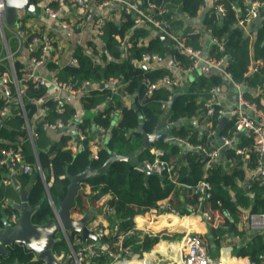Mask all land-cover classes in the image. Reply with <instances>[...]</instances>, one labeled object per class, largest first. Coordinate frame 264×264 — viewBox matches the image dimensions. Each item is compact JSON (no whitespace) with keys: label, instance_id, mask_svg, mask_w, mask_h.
Masks as SVG:
<instances>
[{"label":"built area","instance_id":"obj_1","mask_svg":"<svg viewBox=\"0 0 264 264\" xmlns=\"http://www.w3.org/2000/svg\"><path fill=\"white\" fill-rule=\"evenodd\" d=\"M43 1V0H41ZM215 2V15L218 21L226 15V7L219 0ZM118 8L127 15H132L135 25L150 26L157 34H163L176 54L185 56L188 60L185 63L176 54H171L172 62L165 64L166 57L160 53H143L138 61L139 65L150 66L152 69H169L168 73L157 76L154 79H145L147 95L160 87H165L172 92L182 85L183 74L205 69L211 75L219 76L223 83L213 85L206 96L199 97L201 105L196 109L193 117L188 114L179 116L176 120H167V134L157 133L155 140L163 139L165 142H174L182 145L187 150L197 152L203 157L200 177L193 181H182L174 170V163L163 158L162 148L152 146L150 148L153 159L145 158L132 165V168L141 173H154L159 176L169 175L173 183L183 188L195 199L187 204L188 213L182 214L171 200L161 199L157 202L154 212L175 214L185 217L189 214H198L204 220L212 222L214 226L224 223L225 215L229 212H220L214 215L210 204L213 197V184L209 179V169L217 164L226 161L230 166L234 165V158L230 156L224 161L222 148L226 152L230 150L242 158V162L248 165L251 155H254L253 166L249 173L250 185L259 181L264 186V59H253L244 72L238 78L231 70V59L226 53V39L213 34L211 28L204 27L203 30L210 36L209 45L217 46V54L211 53V48H195L188 44L183 30L175 26L178 20L177 14L171 11L168 0H50L43 5L42 17H47L57 26L58 31L76 32L87 26H91L96 38L102 42L108 21L113 20L114 10ZM264 12V0H243V9L239 13L238 25L243 27L244 33L252 22L258 19ZM34 15H38L37 11ZM184 17H187L183 15ZM35 17V16H34ZM37 17L31 18L26 14H19L13 27H9L6 21V4L0 0V122L17 114L23 117L21 128L26 132L27 138L32 144L38 137L36 131L37 123H42L49 133L67 134L69 122L62 114L66 111L69 96H80L85 98L87 92L96 88L95 83L90 80L62 76V69L66 65H78L79 60L74 54L69 60L64 61L66 55V43L58 35L52 34L45 27L39 26ZM200 27H194L188 34H199ZM245 36L254 38L251 32ZM119 38V47L124 55L131 53L133 43L128 36ZM94 42V41H93ZM98 42L82 47V52L95 57L99 56L102 49ZM76 50V47H75ZM101 63H103L100 60ZM262 77V81L253 85L252 80ZM252 77V79H250ZM105 87L111 93L106 96L105 103L113 101L114 94H127L126 83L123 77H111L105 82ZM45 88V94L35 100L38 105L36 113L29 117V109L26 107L25 98L31 88ZM98 88V87H97ZM173 95L162 101L161 108L169 109ZM47 101H51V106ZM136 106V105H135ZM98 108V107H97ZM55 112L58 116L51 120L47 116ZM104 118L113 120L116 114L122 113V108L111 103V110L107 111V105L101 109ZM140 119L147 120L142 110H139ZM72 119L77 120L76 113ZM190 119L200 120L201 130L206 134L205 142H192L188 137L173 135L169 132L171 127L181 126ZM171 126V127H170ZM226 132L221 133L222 130ZM95 134L89 135L87 128L77 125L74 132V139L69 140L67 149L75 153L90 150V158L98 159L99 150L105 141H108L110 131L103 124L95 125ZM245 135L250 140L249 144H242L241 137ZM23 141L22 138H20ZM16 146L0 147V166L7 165V175L3 176V184L11 186L13 181L11 173L20 170L24 174H32L34 167L26 160L20 142H14ZM93 147V148H92ZM225 152V155H226ZM241 166V163H239ZM38 173L44 181L46 193L50 194L43 169L38 165ZM10 201L6 199L5 205ZM51 206L53 203L49 201ZM10 204L17 206L18 202L10 201ZM102 215L105 219H114L116 214L115 206L104 204L101 206ZM18 213H12L9 220L16 223ZM221 221L222 222H216ZM248 223L252 231L264 232V212H254L248 217ZM88 229L94 232L97 241L84 239L80 233L69 232L61 229L64 234V241L68 249L54 250L55 256L66 264H97L106 256L109 264H254L245 256L229 255L226 247L220 249L217 256L210 254L209 246L202 233L185 232L181 239L182 252L177 260L152 261L148 258L139 260L123 259L119 261V248L129 235L136 231H123L121 222L115 221L112 228L108 224L94 221ZM178 232L179 229L169 230ZM259 264H264V253L259 256Z\"/></svg>","mask_w":264,"mask_h":264},{"label":"trees","instance_id":"obj_2","mask_svg":"<svg viewBox=\"0 0 264 264\" xmlns=\"http://www.w3.org/2000/svg\"><path fill=\"white\" fill-rule=\"evenodd\" d=\"M31 1L36 5L41 3V0ZM170 1L178 6V12L180 14H188L187 18L189 20L197 18L201 5L205 3V0ZM219 1L225 5L226 15L221 21H218L215 15V8H213V10L205 14L202 22L206 27L211 28L213 34L226 39V53L229 54L231 59L230 70L240 78L243 76L253 59H264V24L257 29L254 38L245 36L243 27H240V25L237 24L239 12L234 7L233 1ZM29 15L30 14L27 13V16ZM184 18V16L178 18L177 24L179 26L186 24ZM193 28L194 27L191 24H187V27L184 30L186 41L195 48H202L203 34H188ZM126 34H129L130 40L135 46L131 55L124 56L125 58H123L124 53L119 47V41L117 40L116 35L124 36ZM102 41L106 48L101 55L104 64L96 63L91 56L83 54L82 47L78 46L74 54L77 56L79 64L75 66L66 65L62 69V76L88 79L95 83L96 88L90 89L88 95L84 99V105L86 108L95 107L103 98L105 99L106 96L111 93L109 88L102 86V83L111 77L122 76L123 82L126 83L125 89L135 93V107L123 106L121 103V96L118 94L112 96L115 104L122 108V118L120 122L111 129L110 141L107 146L99 150L98 159H90V152L88 150L74 155L69 149L64 148L68 144L71 135L63 134L59 138L54 139L49 135L42 123H37L36 131L38 137L34 140V144H32L30 139L27 138L25 131L21 128L23 117L17 114L11 115L7 118L0 129V147L16 146L14 142H20L26 160L34 167L32 175L36 176V180L29 193V202L31 204L37 203L46 192L44 181L38 173V165L45 172L46 181L52 198L55 201L57 199H63L67 193L69 184L67 172L76 174L79 171L84 170L90 163L93 167L101 166L108 158L109 150L126 154L138 148L143 141L144 133L151 132L161 119L162 101L168 99L170 95L174 94L171 90L165 87L155 89L151 95H147L146 93V78L154 79L169 71L167 69L150 71L149 69L142 68L138 63L141 55L147 52H156L165 55L167 50L176 54L171 45H166L165 40L160 38L158 34L153 33L152 28L147 25H135L133 16L127 15L123 12L117 21L111 20L107 23V28L105 34L102 36ZM210 48L211 53L216 55L218 50L217 46L211 45ZM176 55L185 63L188 62L185 56L181 54ZM217 55L219 56V54ZM250 79H252V77H250ZM262 79V77H256V79L252 80L253 85L262 81ZM222 83V79L217 75L207 77L203 74L199 75L195 81L186 83L185 87L179 91L180 93L174 102L172 118L177 119L181 115H186L187 113L191 114L195 107L201 105L197 98L206 96L211 86ZM45 90V88L34 87H31L28 90L25 104L29 109V117H32V115L37 112L39 104H37L35 100L41 98V96L45 94ZM47 102L53 106L51 101ZM109 110H111V106L107 108V111ZM139 110L143 111L147 120L142 122L139 116ZM75 112V107L68 104L66 111L62 116L68 121ZM57 116L58 114L51 112L47 117L53 120ZM94 120L106 125L110 124L109 120L103 118L101 114L95 116ZM89 121L88 118L84 119L82 125L88 126ZM223 132H226V130L224 129L221 131V133ZM170 133L174 136L180 135L181 137H188L194 143L205 142L207 139L206 134L202 135L197 132H189L187 129H171ZM197 137H200V140H197ZM20 138H22L23 141H21ZM247 140H249L248 137L242 135V143H247ZM155 146L162 148L168 155L176 158L174 160L176 168L177 164L179 165L180 162H183V164L186 165L181 178L183 181L193 182L200 177L199 165L204 161L200 154L197 152H188L186 159L183 160L182 156L178 155L179 147L173 143L164 142L163 139H160L155 143ZM228 155L233 156L234 165L231 167H224L223 164H217L209 169V179L213 184V197L211 203L214 202L216 205L214 207H217L221 212H223L225 208L229 209L235 219H237L238 207H251L253 212H264L263 186L260 185L259 181H256L252 186L255 196L250 198L246 191L237 184L235 178L236 174H241V171L237 170V166H235L241 161L240 156L235 155L230 151ZM145 158H152V155L146 152L139 157V160ZM195 159L197 161L194 163L192 160ZM7 172V165L0 166V180L2 176L7 175ZM18 178L21 185L25 187L30 183L32 176L29 174H19ZM85 184L91 185L93 192L86 194L80 189L75 198V204L73 207L75 213H86L89 208L88 206L90 205L89 203H91V206H94L95 201L100 196L107 192H112L117 199L114 202L117 213L114 219H120L122 230L131 226L130 223L132 222V224L138 228H149L153 231L165 229L173 230L178 227H180V229H193L192 227L184 226L183 224L172 226L173 216L171 215L160 214L156 216L151 213L143 212L148 211L151 208H156L159 199L165 198L172 191H175L176 187L167 175H163L162 177L156 174L146 175V173L138 172L132 168L129 162L122 161L114 162L109 167L106 174L90 178L85 181ZM229 189L233 190L234 197L230 194ZM11 198L18 199V192L12 186H0V208L6 199ZM193 202H196L195 199H193ZM182 211H185L184 207H182ZM51 216H53V208L46 199L34 214L33 221L35 223H43ZM141 217H145L148 222L140 220ZM194 231L195 230L193 229L192 232ZM139 238L140 237L137 234L133 236L129 235L123 242L122 246H129L134 253H140L141 255L150 254L142 249L141 244L137 242L131 243ZM156 240H158L157 236H144L143 245L145 249H150L153 242ZM206 244L209 246L208 242H206ZM173 247H175V244H173ZM60 249H67L64 240H60L54 245V250ZM160 250L167 252L171 251L165 243L161 244ZM263 251L264 235L255 236L252 242L247 243L240 249L241 254L249 255L254 262L258 261V256ZM4 257L1 260L3 264L14 262L15 259H19V261L24 264H43V261L34 258V253L32 251L26 249L20 244L10 246L8 248L7 258ZM133 261H135V259ZM109 262V258L104 256L97 264H109Z\"/></svg>","mask_w":264,"mask_h":264},{"label":"crops","instance_id":"obj_3","mask_svg":"<svg viewBox=\"0 0 264 264\" xmlns=\"http://www.w3.org/2000/svg\"><path fill=\"white\" fill-rule=\"evenodd\" d=\"M49 1L50 0H43V1H41V3L39 5H36V11H37L38 15H34V13H28L27 11H24V10H22L19 14H23V15L26 14L27 15V13H28V14H30L29 17L31 16V18L37 17L38 19H37L36 22L39 24V26L45 27V29L49 30L52 34H58L65 41V43H66L67 46H66V55L63 58L64 61L69 60V57L75 51V47L77 48L78 46H82L83 47V46H86L88 44H94V42H98L97 45L100 46V48L102 49V52L106 50V48L103 45V41L100 42V40L96 38L95 32L93 31V29H92L91 26H87L86 28H84V29H82L80 31H76V32L58 31L57 26L55 24H53L46 16L45 17H42V14H41L42 13L43 5L47 4ZM168 1L170 2L171 8L172 9L173 8L176 9V11L174 13L177 14V17L178 18L180 16H183V15H185V16L188 15L186 13L180 14L178 12V6L177 5H174L173 3H171L170 0H168ZM232 1H233V4H234V7L240 13L242 11V9H243V0H231V2ZM213 8H215V2H214V0H205V3H203L201 5L200 9H199V13H198L197 18H195L193 20H189L187 17H185L184 20L186 21L185 22L186 24H183L182 26H179L177 24V21L175 23V26L177 28H179L180 31L183 30V33H184V30L187 27V24H191L193 27H200L201 26V32L200 33H202L203 36H204L202 38V42H203L202 48L208 49V50H209V47H210V45H209L210 36L202 28V27H204V26H202V25H204L203 22H202L203 21L202 19L204 18L205 14H207L209 11L213 10ZM121 13H123V11L120 10V9H118V8H116L114 10L113 21H117L121 17ZM263 22H264V12H263V14L258 19H256L254 22H252L251 26H248L246 28L245 34L247 35V33L249 34L251 32L252 35H253V33L255 35L257 29L260 28L264 24ZM152 30H153V33L154 34H157V32L153 28H152ZM125 36H128L130 38L129 34H126L124 36L116 35V38L118 40L119 38H126ZM165 42H166V45H170L167 41H165ZM134 46L135 45L133 43V47L131 48V53H132V50H133ZM102 52L100 54H98L99 56H97V57H96L97 53H95L96 54L95 57H92L91 55H89V56H91L93 58V60H95L96 63L104 64V61L101 58ZM131 53L129 55H124L123 54V58H125L124 56H130ZM171 54H172V52H170V50H167L166 51V54L164 55L166 57L165 64H170L172 62ZM100 60L103 63H101ZM144 69H149L150 71L161 70V69L151 70L152 68L150 66H147ZM163 69H165V68H163ZM167 70L170 71L169 69H167ZM201 74H203V75H205L207 77H210V75L205 71V69H200L198 71H193V72H190L188 74H183V76H182V85L179 88L175 89V91H173V93H174L173 94V97L176 96V95L177 96L179 95V93H180L179 91L182 88L185 87V84L186 83H190L192 81H195L198 78V76L201 75ZM211 76H213V75H211ZM86 80H88V79H86ZM129 92H130L129 95L124 94V93L118 94L119 96H121L120 97L121 98V103H122L123 106H131V107L134 106L135 107V105H136L135 104V93H132L130 90H129ZM87 95H88V92H87ZM173 97H172V99H173ZM84 99L85 98H81L80 96H76V95L75 96H69L68 97V104L69 105H73L75 107V109H76V112L75 113H76L77 118H78L77 120H74L71 117V119L68 120L69 126H70V124L72 122H76V127L79 124L82 125L83 120L86 119V118H88L90 120L89 121V125L88 126L82 125V126L85 127V128H87V132H88L89 135H93L96 132V130H95V125L96 124H103V125H105L107 128H109L110 135H109L108 141L107 142L105 141V144L102 145L101 148H103V147L107 146V144L109 143L110 138H111V129L120 122V120L122 118V113L121 114H119V113L116 114L114 116L113 120H110L108 118H105L106 120H109V123H110L109 125H106L104 123L96 122V120H94L95 119V116H97L98 114H101V116L103 117L102 112H101V109L102 108H105L106 105H107V108H108L109 106H111V103L114 104V105H116L115 102H114V100L111 103H107L106 104L105 101H104L106 98L105 99L103 98L95 107L86 108L85 105H84ZM197 99L199 100V97ZM170 103H171V101H170ZM118 107H120V106H118ZM169 108H170V106H169ZM197 108H199V106L198 107H195L193 109V111H192L191 114H188L187 113L188 116L189 117H193ZM161 110H162V108H161ZM166 111L162 110V117H161V119L164 117ZM172 113H173V107H172V110L170 111V114L168 116V118H170V121L176 120V119L172 118ZM168 118H167V120H168ZM5 120H3L2 123L0 122V125L1 124L4 125ZM76 127H75V129H76ZM171 128H172V130L187 129V130H189V132L191 131V132H197L198 134H202V135L204 134L202 132V130H201L200 120H196V119H190V121L183 123L181 126H174V127H171ZM170 130H169V132H170ZM67 132H68L67 134H70L71 135L70 139L73 140L74 139V136L73 135H74V132L75 131L74 132L67 131ZM25 134H26V132H25ZM49 135L52 138L57 139L61 135H63V133H52V134L49 133ZM143 138H144V135H143ZM197 140H200V137H197ZM157 141L158 140H154V142L151 145V147L154 146ZM170 143H173L174 145H176V146L179 147L178 155H181L182 158H183V160L186 159L188 152H192V151L187 150L185 147H183L182 145H180L178 143H174V142H170ZM249 143H250V140H247V143H242V144H249ZM64 148L67 149V145ZM150 148L147 149L144 153H146V152L149 153L150 155H152V158H150V159H153L154 155L151 154ZM87 150L90 152L89 149H87ZM70 151L74 155L75 154H78V153L73 152L72 150H70ZM229 151L230 150H228L226 152V150H225L226 155H225V153L224 154L222 153V154L224 156H226V158H229L230 157L228 155ZM224 156H223V159L225 161L226 158ZM163 158H165L166 160L172 161L173 163H174V160L176 159L174 156L171 157L170 155H168L166 151H164ZM240 158H241V156H240ZM253 159H254V155H251L250 162L248 163V165H245L244 164L245 162H242V158H241V161L239 162V163H241V166H239V164L238 165H235V166H237L236 169L241 171V174L238 173V174H236V177H235L236 178V181H237V184L246 191L247 195L250 198H253L255 196V192L252 189V186H253L254 183L252 185H250V183H251L250 180L251 179L249 178L250 170L252 169V167H254L253 166ZM138 161H141V160H138ZM192 161L195 163L197 160L195 159V160H192ZM237 163H238V161H237ZM202 164L200 163V165H199L200 174H201V170H202L201 169V167H202L201 165ZM132 165H131V167H132ZM223 166L224 167H231L230 164H229V162H227V161L225 163H223ZM174 167H175L174 170L178 174V178L180 180H182L181 179L182 178V173H183L184 167H186V165H184L183 162H180L179 165L177 164V168L178 169L176 168V164L175 163H174ZM19 174H24V173H22L20 170H15L14 172H12L11 173L12 181H13V176L15 175L16 179L20 182V180L18 178V175ZM148 174H154V173H146V175H148ZM29 175H31L32 178H33V176H35V175H32V174H29ZM164 175H167L169 177L168 173L167 174H164ZM162 176H160V177H162ZM169 179H170V177H169ZM2 180H3V176L1 177V180H0V186H6V185L3 184ZM171 182H172V180H171ZM173 184L176 187L175 191H172L167 197L162 198V199H167L168 198L169 200H171L172 204L176 208H178L180 210V212L182 214L188 213V211H187V209H188L187 208V204L190 203V202H193V198L183 188H181L180 186H178L175 183H173ZM47 185H48V183H47ZM263 188H264V186H263ZM81 189L86 194L93 192L92 191V186L89 185V184H85V183L82 184V188ZM229 190H230V194L234 197L233 190L232 189H229ZM47 200L49 201V199H47ZM115 200H117V199L113 195V193L112 192H107V193L103 194L102 196H100L95 201L94 206H91V203H89L90 205L88 206L89 208H88V211L87 212H89L90 210L93 209V210L96 211V213L94 214V216L92 217V219L90 220V222L88 223V225L90 223L94 222V221H99L100 223L103 222V223L108 224L109 228H112V226H113V224H114L115 221H117V220L120 221V219H105L103 217V215H102L101 206H103L104 204H111V206H114ZM159 200H161V199H159ZM10 201H16L19 204V196H18V199L11 198ZM10 201L5 205V202H6V200H5L4 203H3V205H2V206H9V208H10L9 218H10L11 214L14 213V212L19 214V211L16 208V206L10 204ZM207 206H212V209L214 208V215L215 216L218 215V214H220L221 211H219L217 209V207H214V206H216L214 202H212V203L210 202V204H208ZM238 206H242V205H238ZM182 207H184L185 211H182ZM225 210H227L229 212V215L228 216L225 215V217H224V223L223 224H220L218 226H214L212 222H208V221L204 220L198 214H189V215H185V217H183V216L182 217H179L178 216L179 219H177V217H176L175 214H168V213H165L164 212V213H161V215H171V216H173V220L170 219V220H172V224H173L172 226H175V225H178V224H183L184 226L192 227L195 230L194 232H199L200 234L202 233V235L204 236L206 242L209 243V249H210L209 252H210V254L212 256L219 255L220 249L222 247H226L227 252H228L229 255H232V254L234 255L235 254L237 256H245V257L250 258L249 255L241 254L240 253L241 247L245 246L249 242H252V240H253V238L255 236H262V235H264V232L259 233L257 231H252V229L249 226L248 217H249V215L251 213H254V212L251 210V207H247V208L238 207V209H237V219H235L232 216V212L229 209L225 208L223 210V212H225ZM148 212L151 213V214H154L156 216L159 215L158 213H155L154 212V208H151L150 210H148ZM72 214H73V216L75 218H80L85 213L84 214H79V213H75L72 210ZM222 214H224V213H222ZM116 215H117V213L114 215V217ZM132 217H133V215H132ZM155 219H157V218H155ZM140 220H142L144 222H148V220L145 217H141ZM215 221L216 222H222V220L221 221L215 220ZM177 229H179L178 232H172L171 233V231H169L168 229L159 230V231L154 230L153 231V230H151L149 228H138V227H136V229H135L137 231L136 233H137V235L140 238L137 239L136 241H132L131 243L137 242V243L141 244L142 249H144V251L146 253H150V254L141 255L140 253H134L129 246H127V247L126 246H122V247L119 248V251H122L124 248H128L130 251H132V253H133L132 256H128V257L123 258L125 260L126 259H128V260L129 259L139 260V259H143V258H148V259H150L152 261H157L159 259H163V260H177V259L180 258V255H181V252H182V247H181L182 246L181 245V239H182V237L184 236L185 232H192L193 231V229L192 230H189V228L188 229L187 228H181L180 229V227H178ZM69 232H71V231H69ZM179 234H180V236H178ZM146 235L151 236V237L152 236H157L158 237V240H156L155 242H153L152 247L150 249H145V247L143 245V238ZM61 238H62L61 240H64V234L63 233L61 235ZM162 243H165L167 245L168 249L171 250V251L167 252V251L160 250V247H161V244ZM65 244L67 245L66 242H65ZM173 244H175V247H173ZM67 249H68V245H67ZM262 253H264V251L261 252L260 254H262ZM260 254H259V256H260ZM259 256H258V258H259ZM34 258L37 259L36 258V255L34 256ZM123 259H120L119 261H121ZM252 262L254 264H259L258 263L259 262V259H258L257 262H254V261H252Z\"/></svg>","mask_w":264,"mask_h":264},{"label":"water","instance_id":"obj_4","mask_svg":"<svg viewBox=\"0 0 264 264\" xmlns=\"http://www.w3.org/2000/svg\"><path fill=\"white\" fill-rule=\"evenodd\" d=\"M4 1L6 4V21L10 27L15 25L19 13L22 10L28 13L36 12V4L31 0ZM171 11L175 12L176 9L173 8ZM159 36L164 39L163 34H159ZM143 68H146V66H143ZM105 85L103 84V86ZM176 97L177 95L173 97L170 108L165 112L164 117L157 123L155 128L151 132L144 133L142 144L137 149L126 154L109 150V156L101 166L93 167L90 163L84 170L76 174L67 172L69 184L67 193L63 199L54 201L48 193H45L37 203L31 204L29 202V193L34 185L36 176L32 178L28 186L23 187L14 175L12 187L18 192L19 196V204L16 206L19 211V216L17 222L12 223L8 216L4 214V211H0L2 214L0 219V256H6L8 254V247L14 244H20L32 251L36 255V258L43 261L44 264H66L58 259L54 253V245L62 239L61 236L57 235L61 229L77 232L84 239L97 241L96 234L87 227L96 211L92 209L80 218H75L72 214L75 198L82 188V184L90 178L106 174L114 162L126 161L131 165L137 163L139 157L151 147L157 133L167 134V118L172 110ZM2 125H0V129ZM75 127L76 122H72L67 128V131L74 132ZM225 149L226 147L222 148L223 154L225 153ZM224 157L226 158V156ZM46 199H49L53 203V216L43 223H35L33 216ZM12 264L21 263L16 261Z\"/></svg>","mask_w":264,"mask_h":264},{"label":"flooded vegetation","instance_id":"obj_5","mask_svg":"<svg viewBox=\"0 0 264 264\" xmlns=\"http://www.w3.org/2000/svg\"><path fill=\"white\" fill-rule=\"evenodd\" d=\"M1 210H3L4 211V214L6 215V216H8V218H9V212H10V208H9V206H1V208H0V211ZM1 217H2V214L0 213V219H1ZM0 222H1V220H0ZM9 248V247H8ZM7 256H8V254L4 257V256H0V264H3L2 262H1V260H2V258L4 257V258H7ZM34 256H35V254H34ZM16 261H18V262H20L19 261V259H15L14 260V262H16ZM14 262H11V263H8V264H12V263H14ZM21 264H24L23 262H20Z\"/></svg>","mask_w":264,"mask_h":264},{"label":"bare ground","instance_id":"obj_6","mask_svg":"<svg viewBox=\"0 0 264 264\" xmlns=\"http://www.w3.org/2000/svg\"><path fill=\"white\" fill-rule=\"evenodd\" d=\"M177 219H179V217L176 215ZM132 251H130L128 248H124L122 251H119V256H118V259H123L125 257H128V256H132Z\"/></svg>","mask_w":264,"mask_h":264},{"label":"rangeland","instance_id":"obj_7","mask_svg":"<svg viewBox=\"0 0 264 264\" xmlns=\"http://www.w3.org/2000/svg\"><path fill=\"white\" fill-rule=\"evenodd\" d=\"M143 212H148V211H143ZM148 213H149V212H148ZM130 224H131V226H128V227L125 228L123 231L132 230V228L134 227V225H133L132 223H130ZM136 232H137V231H134V233H133L131 236L137 234ZM166 233H167V232H166ZM171 233H172V232H171ZM57 235L61 236V235H62V232H61V231L58 232ZM178 236H180V234H179Z\"/></svg>","mask_w":264,"mask_h":264}]
</instances>
